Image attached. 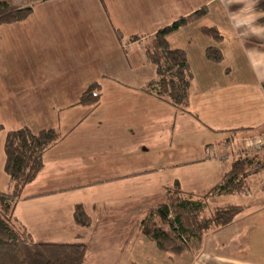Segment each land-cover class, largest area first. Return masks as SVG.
<instances>
[{
	"label": "crops",
	"instance_id": "1",
	"mask_svg": "<svg viewBox=\"0 0 264 264\" xmlns=\"http://www.w3.org/2000/svg\"><path fill=\"white\" fill-rule=\"evenodd\" d=\"M205 6L207 15L168 36L193 65L190 103L177 107L146 89L156 78L146 47L158 30ZM204 25L215 26L221 39L203 34ZM195 36L201 46L195 47ZM210 46L222 51L220 63L207 59ZM261 58L264 0H47L25 20L0 25V191L9 188L8 130L56 128L61 134L11 221L37 242L81 237L84 264H148L147 256L134 254L145 252L144 243L136 244L145 236H134L147 210L165 201L167 187L178 181L185 193L209 192L230 167L229 146L264 138V63H255ZM93 82L101 84L100 101L80 104ZM263 175L248 177L249 196L211 198L219 207L234 204L225 203L229 197L244 205L215 235L239 217L248 233L264 223V193L253 186ZM80 203L93 220L84 233L73 218ZM224 238L222 252L191 264H254L224 255L237 249Z\"/></svg>",
	"mask_w": 264,
	"mask_h": 264
},
{
	"label": "trees",
	"instance_id": "2",
	"mask_svg": "<svg viewBox=\"0 0 264 264\" xmlns=\"http://www.w3.org/2000/svg\"><path fill=\"white\" fill-rule=\"evenodd\" d=\"M32 11L31 6L12 9L7 2L0 0V25L24 20ZM208 11L205 6L158 30L146 47V55L156 67V78L147 84L146 89L177 107L186 108L190 103L192 72L187 51L172 47L168 36L180 27L198 21ZM200 31L216 40L221 39L215 26L204 25ZM116 34L123 42L124 34L120 30H116ZM137 38L129 37L131 41ZM206 57L213 63H220L223 53L218 47L210 46L206 49ZM101 88L99 82L91 83L81 94L79 103L97 104L101 99ZM3 130L5 127L0 124V133ZM60 138L56 128L35 133L29 126H24L6 133L4 169L9 177V188L0 191V264H84L87 244L81 237L76 242H37L26 230L19 231L10 217L25 187L42 170L46 151ZM250 161L247 156L234 158L222 180L203 195L185 193L178 181L168 186L167 201L150 208L140 222L142 233L161 251L177 255L191 252L186 238L212 226H226L244 210L242 205L230 204L218 206L210 216L202 215L209 197L241 193L248 177L264 170L262 161L255 166H251ZM73 214L79 225L92 226V218L83 204H77Z\"/></svg>",
	"mask_w": 264,
	"mask_h": 264
},
{
	"label": "rangeland",
	"instance_id": "3",
	"mask_svg": "<svg viewBox=\"0 0 264 264\" xmlns=\"http://www.w3.org/2000/svg\"><path fill=\"white\" fill-rule=\"evenodd\" d=\"M1 1L7 2L9 4L10 8H12V9H18V8H22V7H26V6H31L34 9V7L46 2L47 0H1ZM16 22H18V21H16ZM138 39H139V37L135 41H137ZM194 39H195V43H196L195 47L201 46V45H197V43L200 42L199 38L196 37ZM198 44H200V43H198ZM195 47H194V45L188 44V50L190 52H191V49H193ZM200 49H201V47L198 48V51H200ZM199 54H200V52L197 53V55H199ZM191 67H193V65ZM257 138L263 139V137L259 136V135L257 136ZM250 139H252V137L247 138L245 140V142L238 141L237 143L233 144L231 147L229 146V144L226 146V147L229 146L228 161L230 163L232 162V160H234V158L244 157V156H247L250 158L251 166H255L259 160L264 163V154H263L264 147L261 149H256L255 147H253L252 149H250V147L248 148L247 144L250 141ZM222 153H224V152H222ZM251 166H249V167H251ZM259 179L260 180H258V182L256 184H253L255 189H257V194H259V191H260V193H264V175L262 177H260ZM253 183H254V181H253ZM247 187H248V181H247L246 188L241 193H237V195H239L241 197L243 196L242 198H244V196H249L250 193L252 194V191L249 192L247 190ZM239 196H237V198H239ZM211 198H213V197H209V199L207 200L206 206L202 212V215H204V216H210L211 212L216 210V208L221 204L220 201H217V203L211 202L210 201ZM199 199H201V198H199ZM228 199H229L228 202H225V203H234V204L239 203L238 202L239 200H236V198L229 197ZM166 201H167V190H166V199L163 202H166ZM223 203H224V201H223ZM159 204H160V202L155 204V205H152L151 208H156ZM147 212H148V210H147ZM73 213H74V211H73ZM137 216H139V214H137ZM173 216H174V214L172 215V217ZM73 218H74V214H73ZM241 218H243V217H239L235 221V223L232 227H229V229H227L226 231H224L222 233L215 235V231L220 227L212 226L211 228H209L206 231H199L200 233L197 234L196 236H192L189 239L186 238L187 244H188L189 248L191 249V252H188V253L185 252V253L178 254V255L174 254L172 252H165V251L159 250L156 243L154 241H151L146 235H144L142 233V230H141V227L139 224V228H137V229L135 228L136 230H138L137 231L138 233L136 232L134 238L136 237V238L141 239L142 234H143V236H145V239L142 238L141 241L136 242V244H141V243L143 244L144 243L146 246L145 247L142 246V247H144V250H145L144 253L141 251V249H142L141 248V249H138L136 251V253H134V254H136L138 257L142 256L143 258L147 256V258H144V261H145V263H148V264H191V263H195V262L199 261L200 259H207V256H208L207 253L210 254V256H212V254L214 255L215 254L214 252H217L218 249L222 252V249H220V247L222 246L221 245L222 240H220V238L225 237L224 240L226 242L233 241L232 244H236L237 249L235 250L236 251L235 252V251H233V247H230L229 251L226 250V252H223L224 255H227V253H228V254H231V255L236 256L238 258H241L243 261H248V262L254 263V264H264V223L259 224L258 228H256V229L254 228V231L248 233L246 231H243L245 223L241 224L242 222H244L243 220L239 221ZM74 221H75V218H74ZM75 223L78 224L76 221H75ZM14 225L16 226V228L19 231H23L21 226H19L17 223H15ZM92 226H93V222H92ZM92 226H90V227L82 226L83 227V233L86 232V229H84V228L90 229V228H92ZM139 231H140V233H139ZM247 231H248V229H247ZM241 233L243 234L242 237L237 236V235H240ZM214 235L216 238H214ZM244 235H246V236H244ZM217 238H219V240H215ZM143 240H145V241H143ZM76 241H78V238L76 239ZM76 241H74V242H76ZM243 241H247L246 244H243ZM252 241H253V243H252ZM207 251H209V252H207ZM123 259L127 260V258H123Z\"/></svg>",
	"mask_w": 264,
	"mask_h": 264
},
{
	"label": "built area",
	"instance_id": "4",
	"mask_svg": "<svg viewBox=\"0 0 264 264\" xmlns=\"http://www.w3.org/2000/svg\"><path fill=\"white\" fill-rule=\"evenodd\" d=\"M247 145H248V148L250 147V149H252L253 147H255L256 149H261L264 147V138L263 139L256 138L254 141L250 140ZM228 154H229V151H225V155H228Z\"/></svg>",
	"mask_w": 264,
	"mask_h": 264
},
{
	"label": "clouds",
	"instance_id": "5",
	"mask_svg": "<svg viewBox=\"0 0 264 264\" xmlns=\"http://www.w3.org/2000/svg\"><path fill=\"white\" fill-rule=\"evenodd\" d=\"M235 2H241V0H235ZM244 23H249V21L245 20ZM254 31H255V30H254ZM255 63H256V64L264 63V58H261V60H259V61H256V60H255Z\"/></svg>",
	"mask_w": 264,
	"mask_h": 264
}]
</instances>
